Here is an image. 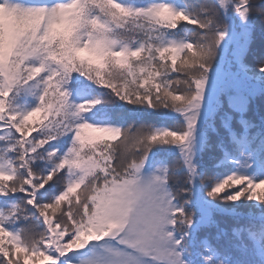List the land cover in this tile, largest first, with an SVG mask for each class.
Listing matches in <instances>:
<instances>
[{
  "label": "snow or ice",
  "instance_id": "6c2138e0",
  "mask_svg": "<svg viewBox=\"0 0 264 264\" xmlns=\"http://www.w3.org/2000/svg\"><path fill=\"white\" fill-rule=\"evenodd\" d=\"M0 264H264V0H0Z\"/></svg>",
  "mask_w": 264,
  "mask_h": 264
}]
</instances>
